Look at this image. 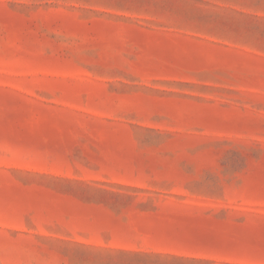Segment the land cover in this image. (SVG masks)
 <instances>
[{
    "label": "rangeland",
    "instance_id": "1",
    "mask_svg": "<svg viewBox=\"0 0 264 264\" xmlns=\"http://www.w3.org/2000/svg\"><path fill=\"white\" fill-rule=\"evenodd\" d=\"M0 264H264V0H0Z\"/></svg>",
    "mask_w": 264,
    "mask_h": 264
}]
</instances>
